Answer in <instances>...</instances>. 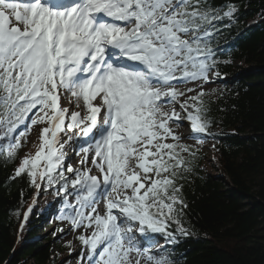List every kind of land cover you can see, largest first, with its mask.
I'll return each instance as SVG.
<instances>
[{
  "label": "snow or ice",
  "instance_id": "1",
  "mask_svg": "<svg viewBox=\"0 0 264 264\" xmlns=\"http://www.w3.org/2000/svg\"><path fill=\"white\" fill-rule=\"evenodd\" d=\"M238 12L235 0H0V158L15 161L42 125L9 177L36 189L21 229L55 188L57 218L84 229L81 260L174 264L166 245L191 234L184 182L216 135L213 39Z\"/></svg>",
  "mask_w": 264,
  "mask_h": 264
},
{
  "label": "trees",
  "instance_id": "2",
  "mask_svg": "<svg viewBox=\"0 0 264 264\" xmlns=\"http://www.w3.org/2000/svg\"><path fill=\"white\" fill-rule=\"evenodd\" d=\"M235 2L238 20L227 28L217 25L221 31L213 39L220 78L205 91L216 90L211 96L216 135L197 145L195 171L184 182L191 234L166 245L174 264H264V0ZM33 145L24 143L13 162L0 158V264H68L69 244L57 237L61 228L38 239L43 220L58 209L53 200L58 205L62 200L55 188L40 192L20 226L36 189L26 176L9 177L20 157L35 151ZM159 245H165L163 237L153 247Z\"/></svg>",
  "mask_w": 264,
  "mask_h": 264
},
{
  "label": "rangeland",
  "instance_id": "3",
  "mask_svg": "<svg viewBox=\"0 0 264 264\" xmlns=\"http://www.w3.org/2000/svg\"><path fill=\"white\" fill-rule=\"evenodd\" d=\"M208 84H206V85H208ZM187 86L193 87L194 85L189 84ZM178 87H183V85H178ZM61 103L63 106L74 107V103L72 102V100L70 98V94H64V96L62 97ZM40 127H42V125H36L31 129V132L27 137V143H25L27 147H30L33 144L37 143V138L39 135ZM188 130L189 129H188L187 124H185L183 127L179 128V129H177V131L180 134H186L188 132ZM185 141L186 142L189 141L191 143L196 142L195 140H192V139H185ZM204 150L206 153H208L209 147L206 146ZM65 151L68 153V155L70 157L66 161V165L71 164L73 167H76L78 165V161H79L80 157L74 155L70 147H66ZM207 171L211 174H215V172L209 168L207 169ZM69 199L72 200V199H74V197H70ZM37 201L38 200H36V203H37ZM54 201L55 200H53L51 206L53 208L56 206L55 208H58V209L55 211L54 214L47 216L46 219L43 220L41 233L39 234L38 239L42 241L44 239V237L48 236L50 233H52V231L56 230L57 228H61L62 231L57 236L58 241H60L62 244H69V247H70L68 250V253L65 257L66 259H64L65 262H67L68 264H78V261H80L81 264H88L86 249H84L85 256L81 260L80 253L82 251V245H81L80 241L77 239L80 232L84 231V229L81 228V229L73 230L71 225L69 224V222L67 220L58 219L57 217L60 215L59 210L61 208V202L58 205L56 203L57 201H55V202ZM47 221L49 223L47 225H44V223Z\"/></svg>",
  "mask_w": 264,
  "mask_h": 264
}]
</instances>
